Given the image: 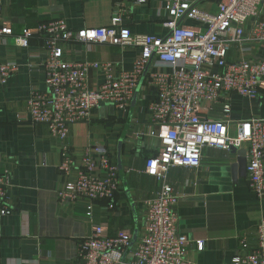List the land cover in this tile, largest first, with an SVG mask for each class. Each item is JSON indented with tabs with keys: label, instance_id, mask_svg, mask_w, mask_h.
Returning a JSON list of instances; mask_svg holds the SVG:
<instances>
[{
	"label": "crops",
	"instance_id": "obj_1",
	"mask_svg": "<svg viewBox=\"0 0 264 264\" xmlns=\"http://www.w3.org/2000/svg\"><path fill=\"white\" fill-rule=\"evenodd\" d=\"M171 0H0V19L13 28V35L0 38V63H16L19 69L6 83L0 81V174L8 170L7 205L13 212L0 221V264H69L75 260L80 241L95 224L111 234L127 230L140 235L146 201L164 182L178 195L176 210L179 232L189 239L187 257L196 264H231L238 254H248L257 244V227L264 218V197L249 187L247 171L238 165L240 155L232 148L206 146L199 167H171L164 180L146 172V161L160 151L161 144L150 136L149 106L157 99L156 87L147 78L136 90L127 110L111 104L93 109L91 122L70 126L65 140L55 137L49 127L31 123L27 100L33 88L46 89L44 37L34 35L28 47L19 46L15 36L26 27L34 28L51 19L63 18L71 29L107 27L121 14V25L132 33L165 36L170 28L167 6ZM200 9L216 12V0H203ZM183 25L202 28L190 16ZM68 61L108 62L118 75L132 70L140 47L68 42ZM236 48V47H235ZM246 59H264V42H247ZM102 72L92 70L90 84L97 88ZM229 114L230 134L238 124L264 119V83L255 97L233 94ZM201 114L225 117L221 104L202 105ZM63 144L69 146L79 165L89 145H105L120 167L121 188L115 208L106 200L94 202L92 220L86 215L87 199L76 203L60 201L58 193L74 179L77 171L64 174L59 165ZM246 236L248 247L240 239ZM204 241L198 249L197 241Z\"/></svg>",
	"mask_w": 264,
	"mask_h": 264
},
{
	"label": "built area",
	"instance_id": "obj_2",
	"mask_svg": "<svg viewBox=\"0 0 264 264\" xmlns=\"http://www.w3.org/2000/svg\"><path fill=\"white\" fill-rule=\"evenodd\" d=\"M201 1L171 0L167 6L170 19L165 23L171 34L162 37L132 33L121 25V14L107 27L74 30L65 19L57 18L24 28L15 36L16 43L28 47L34 35H41L47 55L43 63L46 89L33 88L27 100L30 122L46 124L52 135L65 140L72 124L91 122L93 109L102 104L127 110L149 67L145 78L156 87L158 97L149 106L148 134L160 141L161 148L147 158L146 172L164 180L171 167H199L206 146L245 148L249 187L264 197V119L240 122L236 135L230 134L228 119L232 95L255 97L264 83V59L244 57L249 51L247 42H264V0H216V12L200 9ZM187 16L204 27L177 26ZM13 34V28L0 19V38ZM74 41L140 47L141 52L132 70L116 75L108 62L66 60L64 45ZM18 69L16 63H0V81L6 83ZM93 69L104 77L97 88L90 84ZM204 104L208 108L221 104L225 117L203 116ZM59 169L66 175L77 171L59 191L60 201L87 199L90 220L95 201H109L107 208H115L120 170L105 145H89L77 165L69 146L63 144ZM9 177L8 170L0 174V221L13 212L6 203ZM145 204L144 225L133 246V232L111 234L102 224H95L69 264H196L187 257L189 239L179 232L178 195L173 187L164 182ZM256 237L252 252L236 255L231 264H264V218ZM196 243L198 249L204 248L203 240ZM240 245L248 247L246 236Z\"/></svg>",
	"mask_w": 264,
	"mask_h": 264
},
{
	"label": "water",
	"instance_id": "obj_3",
	"mask_svg": "<svg viewBox=\"0 0 264 264\" xmlns=\"http://www.w3.org/2000/svg\"><path fill=\"white\" fill-rule=\"evenodd\" d=\"M202 1H203V0H202ZM183 19H184V17L181 18V19L178 21L177 26H180V25L182 24ZM170 34H171V31H170L169 35H170ZM148 69H149V67L147 68L146 73H147ZM146 73L144 74L143 79L145 78ZM136 94H137V93H136ZM136 94L134 95L133 102L135 101V99H136V97H137ZM232 149H233L234 151H238V153H239V155H240V158H239V160H238V165H239V167H240L241 169H246V171H247V157H246V153H247V151H246V149H245V148H240V149H239V148H237V147H235V146H232ZM119 169H120V167H119ZM137 237H138V233H137V231H136V232H134V234H133V240H132V244H131V246H133V244H134L135 241L137 240ZM128 253H129V251L126 252V254H125L124 258H123V261L126 260V257H127V255H128Z\"/></svg>",
	"mask_w": 264,
	"mask_h": 264
}]
</instances>
